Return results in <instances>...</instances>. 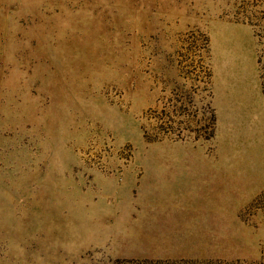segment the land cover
Here are the masks:
<instances>
[{
    "label": "rangeland",
    "instance_id": "rangeland-1",
    "mask_svg": "<svg viewBox=\"0 0 264 264\" xmlns=\"http://www.w3.org/2000/svg\"><path fill=\"white\" fill-rule=\"evenodd\" d=\"M0 264H264V0H0Z\"/></svg>",
    "mask_w": 264,
    "mask_h": 264
}]
</instances>
